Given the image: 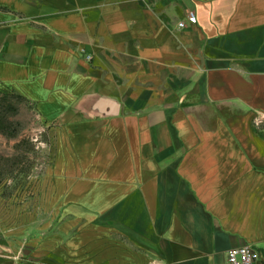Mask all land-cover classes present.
<instances>
[{
	"label": "crops",
	"instance_id": "crops-1",
	"mask_svg": "<svg viewBox=\"0 0 264 264\" xmlns=\"http://www.w3.org/2000/svg\"><path fill=\"white\" fill-rule=\"evenodd\" d=\"M6 89L50 124L44 191L108 219L106 264H264V0H0Z\"/></svg>",
	"mask_w": 264,
	"mask_h": 264
},
{
	"label": "rangeland",
	"instance_id": "rangeland-1",
	"mask_svg": "<svg viewBox=\"0 0 264 264\" xmlns=\"http://www.w3.org/2000/svg\"><path fill=\"white\" fill-rule=\"evenodd\" d=\"M49 125L24 95L0 91V264H41L44 250L49 264H106L108 219L74 217L44 191Z\"/></svg>",
	"mask_w": 264,
	"mask_h": 264
},
{
	"label": "built area",
	"instance_id": "built-area-1",
	"mask_svg": "<svg viewBox=\"0 0 264 264\" xmlns=\"http://www.w3.org/2000/svg\"><path fill=\"white\" fill-rule=\"evenodd\" d=\"M198 16L193 9L187 10V19L179 21V26L184 27L187 22L196 23ZM91 59L92 55H86ZM259 257V248L252 243H245L240 246L232 247L228 250V263L229 264H252Z\"/></svg>",
	"mask_w": 264,
	"mask_h": 264
}]
</instances>
